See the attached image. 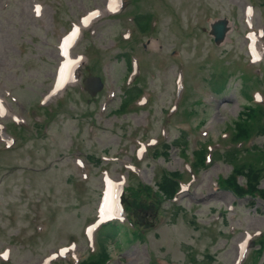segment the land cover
Returning <instances> with one entry per match:
<instances>
[{"label":"rangeland","instance_id":"rangeland-1","mask_svg":"<svg viewBox=\"0 0 264 264\" xmlns=\"http://www.w3.org/2000/svg\"><path fill=\"white\" fill-rule=\"evenodd\" d=\"M108 1L0 0V264H80L97 253L99 230L88 231L107 180L136 207L132 221L120 211L100 229L108 264H264L263 202L219 186L233 165L264 166V135L249 143L258 151L224 157L234 126L247 129L245 108L264 106V0H120L118 11ZM202 147L208 165L197 170ZM164 173L181 179L174 201L134 197L156 191Z\"/></svg>","mask_w":264,"mask_h":264},{"label":"trees","instance_id":"trees-1","mask_svg":"<svg viewBox=\"0 0 264 264\" xmlns=\"http://www.w3.org/2000/svg\"><path fill=\"white\" fill-rule=\"evenodd\" d=\"M139 29L144 31L152 30V27L149 23L146 22V26L143 27L138 22ZM129 64V58H126ZM131 88H125V92ZM140 91L131 90L126 93V98L121 101V107L117 110L118 114L126 113L129 106L135 101V98L141 94ZM243 122L247 119V129L237 126L233 128L230 139V149L225 151L224 157L225 160L230 161L232 158L236 157V154H240V151L253 152L258 151V146L249 145L250 141L254 136L264 135V106L262 107H246L245 112L242 115ZM179 139L173 141L174 146H178ZM171 148V145H164L163 155L168 156V150ZM206 149H198L193 154V163L197 170L205 168L206 163ZM154 156L155 152H154ZM159 156V155H157ZM156 156V157H157ZM264 156L262 151L259 155ZM234 160V159H233ZM239 179H242V183L239 182ZM264 180V166H232L231 173L228 177L223 178L220 181V188L225 189L232 193L235 198L244 199L249 198L250 200L260 199L264 203V187L261 188V182ZM156 191H153L150 186H139L140 188L136 190L134 197L140 200L142 196L146 199L152 200L157 198L162 202H172L176 197L177 193L180 190L181 179L176 173H164L155 183ZM125 193V192H124ZM129 196V192H128ZM132 200L123 202L124 211L131 218L136 207L133 206ZM161 203V202H160ZM125 205L128 206L126 209ZM140 208L137 207V210ZM155 213V212H153ZM141 229V226L139 227ZM107 236V235H106ZM264 239L257 244V252L263 249ZM103 249V243L100 241L99 251L88 256L85 260L81 261L80 264H107L110 260L106 247ZM106 250V251H105ZM102 251V252H101ZM243 264H256L255 261Z\"/></svg>","mask_w":264,"mask_h":264},{"label":"bare ground","instance_id":"bare-ground-1","mask_svg":"<svg viewBox=\"0 0 264 264\" xmlns=\"http://www.w3.org/2000/svg\"><path fill=\"white\" fill-rule=\"evenodd\" d=\"M111 1H112V0L109 1V4L111 3ZM107 9L109 10L108 2H107ZM101 14H102V13L99 12V11L92 13L90 16H88L87 18L84 19V21H83V25H87V24H89L93 19L99 17ZM222 28H223V24H222V23H217V24H215V26H214V30H215L218 34H219V32L221 31ZM75 34H78V30H75V31H74V35H75ZM253 41H254V40H253ZM253 41H252V44L254 43ZM252 47H253V45H252ZM75 62H79V59H76ZM57 83H59V79H58ZM53 95H54V94H52V93L50 94V96H53ZM106 215H107V213H106ZM107 217H108V215H107ZM247 243H248V239H246V240L244 241V243H241V244L245 246V244H247Z\"/></svg>","mask_w":264,"mask_h":264}]
</instances>
